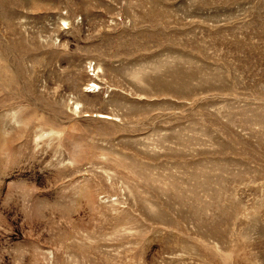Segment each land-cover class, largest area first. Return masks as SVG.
Instances as JSON below:
<instances>
[{"label":"rangeland","instance_id":"374dc122","mask_svg":"<svg viewBox=\"0 0 264 264\" xmlns=\"http://www.w3.org/2000/svg\"><path fill=\"white\" fill-rule=\"evenodd\" d=\"M0 264H264V0H0Z\"/></svg>","mask_w":264,"mask_h":264}]
</instances>
